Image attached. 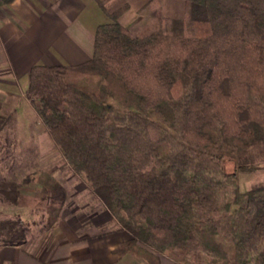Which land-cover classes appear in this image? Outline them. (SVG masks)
<instances>
[{
	"label": "trees",
	"instance_id": "16d2710c",
	"mask_svg": "<svg viewBox=\"0 0 264 264\" xmlns=\"http://www.w3.org/2000/svg\"><path fill=\"white\" fill-rule=\"evenodd\" d=\"M14 0H0V6ZM95 32L81 64H35L26 91L64 160L131 238L118 251L149 264H264V0H184L181 18L149 0L130 25L126 2ZM35 181L47 227L66 192ZM44 194L39 196V194ZM34 197V196H33ZM15 202L20 198H13ZM45 202V203H46ZM23 218L0 220V242H26Z\"/></svg>",
	"mask_w": 264,
	"mask_h": 264
},
{
	"label": "crops",
	"instance_id": "0c3cea01",
	"mask_svg": "<svg viewBox=\"0 0 264 264\" xmlns=\"http://www.w3.org/2000/svg\"><path fill=\"white\" fill-rule=\"evenodd\" d=\"M106 7L116 10L119 2ZM149 0H141L138 9ZM130 8L120 17L127 24L138 9ZM123 4V2H122ZM120 7V6H119ZM102 16L109 15L95 0H14L0 6V46L2 63L0 91L26 95L29 72L35 64H81L94 51L95 32ZM103 212L108 213L106 208ZM92 213L95 222L102 218ZM110 213V212H109ZM111 214V213H110ZM75 216L63 213L48 230L46 244L28 246L0 242V264H149L132 252H119L116 247L131 238V233L120 226L94 233L87 224L77 225ZM112 220V215L108 216ZM66 222V224H65ZM98 226L100 223H98ZM71 225V226H70ZM93 229V228H92ZM161 264H182L169 256H161Z\"/></svg>",
	"mask_w": 264,
	"mask_h": 264
},
{
	"label": "rangeland",
	"instance_id": "374dc122",
	"mask_svg": "<svg viewBox=\"0 0 264 264\" xmlns=\"http://www.w3.org/2000/svg\"><path fill=\"white\" fill-rule=\"evenodd\" d=\"M129 1L133 5L130 12L136 11L141 0H121L118 5L121 7L128 2L129 9ZM115 2L119 1L115 0L110 6L115 7ZM119 6L116 7L119 8ZM143 6L125 25H130L140 16L139 11ZM184 10V0L162 1L161 12L164 16L181 18ZM101 19V21H107L104 16ZM2 59L0 52V67ZM3 72L0 69V74ZM41 170L53 173L64 186L66 199L59 212V219L63 213L70 217L75 216L74 220L78 226H80L78 223H81L83 227L87 224V228L98 234L107 228L120 226L110 211L111 214L102 213L106 210L104 203L91 192L83 177L74 172L64 160L27 95L22 91L17 95L13 92L0 91V220L21 217L27 221L30 224L28 236L30 250L37 243L49 242L47 232L56 224L55 222L51 227L46 225L49 215L45 208L48 202L38 203L35 199L37 198L35 194L39 190L36 182L23 183L27 175ZM238 178L242 190L264 183V167L254 171H238ZM43 195L39 194V196ZM14 197L20 198L19 201L15 202ZM95 212L97 213L94 216L102 213L100 215L102 218H98L97 221L100 223L99 226L92 219V213L95 214ZM110 215L112 220L108 217ZM164 255L169 256L160 254V258Z\"/></svg>",
	"mask_w": 264,
	"mask_h": 264
}]
</instances>
